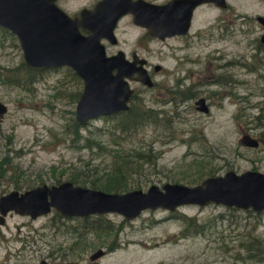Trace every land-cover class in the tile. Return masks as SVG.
I'll list each match as a JSON object with an SVG mask.
<instances>
[{"label":"rangeland","instance_id":"374dc122","mask_svg":"<svg viewBox=\"0 0 264 264\" xmlns=\"http://www.w3.org/2000/svg\"><path fill=\"white\" fill-rule=\"evenodd\" d=\"M92 1L59 3L73 14ZM227 1L229 7L220 10L222 25L214 32L206 27L216 10L207 7L198 12L187 36L154 39L147 48L137 46L141 30L123 18L116 30L118 44L106 43V49L135 47L146 54L155 83L131 84L136 102L160 113L124 131L115 125L118 114L96 115L83 122L79 139L72 128L73 93L82 91L83 80L62 65L42 69L31 83L26 76L18 84L3 81L6 69L21 71L24 58L17 36L0 25V100L8 106L0 118V163L10 160L15 167L9 177L0 178V195L72 175L85 180L78 184L91 187L94 179L99 186L118 164L128 189L144 190L166 182L194 185L229 169L264 172V126L254 118L264 104V50L258 48L264 25L256 20L264 15V0ZM155 64L161 68L155 70ZM192 90L193 96L182 99ZM201 96L208 112L196 108ZM244 133L259 144L244 145ZM202 164L212 170L204 171ZM56 211L36 217L9 211L0 224V260L22 248L19 264H40L41 259L51 264H264V209L186 203L174 210L146 208L133 218L109 211L99 221L97 213L59 217ZM182 213L196 222L188 224ZM89 223L96 230L87 228ZM98 248L104 254L90 259ZM14 258L10 255L13 263Z\"/></svg>","mask_w":264,"mask_h":264},{"label":"water","instance_id":"95a60500","mask_svg":"<svg viewBox=\"0 0 264 264\" xmlns=\"http://www.w3.org/2000/svg\"><path fill=\"white\" fill-rule=\"evenodd\" d=\"M179 1L173 0L174 3ZM189 1L188 10L181 6L173 10L172 2L98 0L92 8L82 7L72 15L57 0H0V25L17 36L27 65L35 68L70 66L83 80L75 117L84 122L96 115L128 109L135 92L132 80L148 86L154 84L145 65L146 58L135 56L129 60L122 49L107 54L103 39L112 43L118 41L115 28L121 15L132 12L135 22L144 24L152 35L165 39L188 32L192 10L197 4L203 1H213L220 6L227 4L226 0ZM257 19L264 25V15H257ZM261 40L264 42V32ZM160 68V64L155 65V70ZM195 104L197 109L209 111L205 97L197 98ZM7 110V104L0 100V118ZM240 141L247 146L259 144V139L249 133H244ZM186 203H220L262 210L264 172L247 169L238 173L229 169L223 174L209 175L194 185L166 182L162 187L152 184L146 190L133 188L123 192L106 191L69 179L25 190L11 189L0 195V224L11 210L31 217L48 213L52 208L67 216L116 211L133 218L146 208L174 210ZM104 252L98 248L90 254V259ZM40 264L51 263L41 259Z\"/></svg>","mask_w":264,"mask_h":264},{"label":"trees","instance_id":"16d2710c","mask_svg":"<svg viewBox=\"0 0 264 264\" xmlns=\"http://www.w3.org/2000/svg\"><path fill=\"white\" fill-rule=\"evenodd\" d=\"M260 47H262L264 50V46H260ZM22 65H23V68L21 69V71L18 70V71L13 72L12 69H6V70H8V72H4V74L1 75V78L3 79V81L18 84V83L24 82V77L26 76L25 80H27V83H31L36 79L38 73L42 69H44V68H34L31 66H28L24 62H22ZM252 65H254V64H252ZM68 68H69V71L71 73H73V76L77 80L81 81L80 77L74 72V70L69 66H68ZM193 92L194 91L192 90V91L188 92V94L182 93V99H184L185 97L193 96ZM80 93H81L80 90H77L75 93H73V97L75 98V100H78ZM136 98H137V92L133 95L132 101L130 103V107L128 109L117 111L114 113V115H117V114L119 115L115 125H117L123 131L127 130L129 128L137 129L140 125H143L145 122L149 121L152 118L154 119V117H156L158 115V113H160L159 110H155L152 106L147 105L145 103L140 106L139 103L136 102ZM173 98H175V96L171 97L170 99H173ZM258 107H259L258 113H256L254 115L256 125L257 126H261V125L264 126V104H261ZM82 124L83 123L79 122L77 119H74V121H72V128H73V131L75 133V136L78 139L82 138V133L80 131ZM260 135L262 137H264V131H260ZM98 143H101V141H97V144ZM138 154L140 155L139 152H138ZM3 161H4V159L1 160L2 163H0V178L6 179V177H9L6 174L8 172L11 173V170L15 169V167L9 166L10 160H5L4 162ZM115 167H116L115 172H112V170H111V172H109L107 174L105 180H103L101 182L102 183L101 185L98 186L99 183L93 179L91 181V187H99V188H102L106 191H118V192L129 190L128 189L129 182L127 181V178L125 175L126 173H125V170L123 169L122 165L118 164ZM128 167H129V165H128ZM202 167L204 168V171H211L212 170V168L211 167L208 168L206 164H202ZM209 174H212V173H209ZM70 180H72L74 183H78V182L85 183V180L81 181V179L78 177V175H72ZM0 183H1V181H0ZM21 186H22V184L16 182V187H21ZM229 207L236 209V207H234V206H229ZM56 214H57V216L62 217V214L60 212L56 211ZM181 217L183 219H185L188 224H192V223L196 222L193 218L192 219L188 218L184 213H182ZM103 218H104V214L97 215L98 221L103 219ZM97 219H95V222L97 221ZM85 221L89 222V217H88V219H85ZM95 225H96L95 223L94 224L89 223V224H87V228H92V229L96 230ZM197 225H199V224H197ZM249 241L252 242L251 238H249ZM259 244H260V242H259ZM259 244L256 247H252L250 249L251 250L258 249Z\"/></svg>","mask_w":264,"mask_h":264},{"label":"flooded vegetation","instance_id":"af4514ba","mask_svg":"<svg viewBox=\"0 0 264 264\" xmlns=\"http://www.w3.org/2000/svg\"><path fill=\"white\" fill-rule=\"evenodd\" d=\"M59 1L60 0H57V3L60 5V3H59ZM98 0H93L92 1V3H90L89 5H85V6H87L88 8H92L94 5H95V3L97 2ZM144 2H150V3H159V4H161V3H167V2H172V3H174L173 2V0H144ZM177 2V1H176ZM121 3V2H120ZM191 3H190V1L189 0H181V1H179L178 3H174L173 5H171L172 6V8L171 9H173V10H175V9H177V8H179L178 6H181V9H183V10H188V8H189V5H190ZM61 6V5H60ZM84 7V6H83ZM143 7V6H142ZM207 7H211V8H213V9H215L216 10V13L214 14V16L211 18V20H213L211 23H210V26H208V27H206V30H209V31H212V32H214V30L218 27V29L220 28L219 26H221L222 25V23H221V19H222V17H221V13H220V10L221 9H225V8H227V7H229V2L227 1V4H226V6H220V5H218V4H216L215 2H213V1H203V2H201V3H199V4H197L194 8H193V10H192V15H191V19H190V26H189V29H188V32L187 33H185V34H175V35H172V36H167L166 38H171V37H176V36H187L190 32H191V30H192V28H193V25H195V20H196V18H197V15H198V12L200 11V10H202V9H206ZM64 8V7H63ZM82 8V7H81ZM65 9V8H64ZM80 9V8H79ZM79 11V10H78ZM78 11H76L75 13H73V14H76V13H78ZM178 13V12H177ZM123 18H126L127 20H128V22L130 23V25H132V26H134V27H136V28H138V29H140L141 30V33H140V35L137 37V39H136V43H137V46L138 47H140V48H147L149 45H150V43H151V41L152 40H154V39H160V38H158L157 36H155V35H152L150 32H149V30H148V28L144 25V24H141V23H137V22H135L134 21V15H133V13L132 12H130V11H128V12H126V13H124V14H122L121 15V17L119 18V20H118V24H117V26H116V30H117V28L119 27V25H120V21L123 19ZM256 20H258L257 19V16H256ZM207 21H209L210 22V20H208L207 19ZM259 21V20H258ZM124 29L126 28V25L123 27ZM225 28H227V25H225ZM199 29H200V31H201V27H199ZM217 29V30H218ZM199 32V31H198ZM261 35H262V33H261ZM261 35H260V43L258 44V47H259V49L260 48H262V47H260V46H264V42L261 40ZM118 37V36H117ZM165 38V39H166ZM103 41H104V43L106 44V43H108L109 45L111 44V45H113V46H115L116 44H118V42H119V38H118V42H116V43H111L108 39H103ZM137 47V48H138ZM106 48H107V44H106ZM119 49H122V48H117L115 51H113V52H108V54H114V53H116ZM124 50V49H123ZM124 52H125V55H126V57L129 59V60H133L134 58H135V56H137L138 58H146L145 57V55L146 54H143V52H141L139 49H136L135 47H133L132 49H130L129 51H126V50H124ZM146 62H145V64L147 65V66H149L150 65V63H149V60L146 58ZM153 66H155V65H153ZM151 74V73H150ZM152 75V74H151ZM207 100V99H206ZM209 105V104H208ZM197 108V107H196ZM210 109V108H209ZM5 223V222H4ZM10 255H14L15 256V262L13 263L12 261H10ZM23 255H24V253H23V249L22 248H20V249H17V251L14 253V254H12V253H7L6 254V256H5V258H3L2 260H0L1 262H2V264H19L18 263V261H20V260H23L24 258H23Z\"/></svg>","mask_w":264,"mask_h":264}]
</instances>
